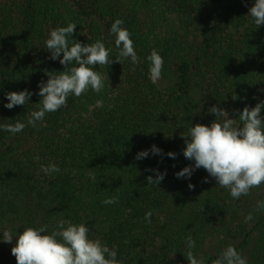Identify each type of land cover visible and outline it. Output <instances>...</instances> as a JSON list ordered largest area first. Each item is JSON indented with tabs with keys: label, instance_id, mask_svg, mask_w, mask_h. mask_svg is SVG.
<instances>
[{
	"label": "trees",
	"instance_id": "16d2710c",
	"mask_svg": "<svg viewBox=\"0 0 264 264\" xmlns=\"http://www.w3.org/2000/svg\"><path fill=\"white\" fill-rule=\"evenodd\" d=\"M253 4L0 0V124L26 122L40 107L37 84L64 71L45 48L51 30L75 23L74 39L101 41L113 59L94 66L104 78L100 93L70 95L65 107L21 133L0 131V233L15 237L45 227L47 235L60 220L84 223L90 239L116 246L122 264H188L187 237L200 259L207 240L222 235L242 256L249 252L247 264H264V208L258 207L264 183L233 199L203 168L190 180L174 175L194 163L182 155L181 135L196 124L209 126L213 105L239 124L240 111L264 101V25L256 27L247 16ZM116 19L131 34L135 65L119 57L110 31ZM153 49L164 59L156 84L147 61ZM24 89L34 93L28 104L3 106L5 93ZM152 145L162 155L135 159ZM49 164L61 171L45 175L41 166ZM149 169L166 171L158 186L147 184L148 176L155 178ZM110 198L116 203H103ZM14 244L0 242V264H16Z\"/></svg>",
	"mask_w": 264,
	"mask_h": 264
},
{
	"label": "clouds",
	"instance_id": "9594fccd",
	"mask_svg": "<svg viewBox=\"0 0 264 264\" xmlns=\"http://www.w3.org/2000/svg\"><path fill=\"white\" fill-rule=\"evenodd\" d=\"M256 27L264 25V0H254L248 15ZM121 19L114 20L111 33L115 34V46L119 49V57L130 59L133 65L137 64L138 56L134 49L131 34L121 25ZM77 25L69 23L65 27L51 30L45 41V48L50 53V59L64 66L62 72L48 73L47 81L37 84L41 97L39 109L30 113L26 122L17 121L14 124H0V131L11 135L21 133L25 127H35L46 114L55 113L66 106L69 96L79 98L91 90L100 93L104 88V78L94 70V66H107L113 63L110 58V49L97 40L94 43L82 44L73 38ZM62 56V58H61ZM117 62L119 60L115 59ZM149 62V79L156 84L162 76L164 59L156 49L147 56ZM58 73V74H53ZM34 93L28 89L19 92H7L4 95L6 109L24 106L29 103ZM237 99V97H235ZM233 99V100H235ZM98 103H100L98 101ZM264 101L256 103L254 107L246 106L239 112L237 119L229 118V113L223 108L213 105L208 111L215 116L209 126L196 124L191 126L187 133L181 135L185 141L182 155L193 161L190 166L184 167L175 173L176 179L190 180L192 174L203 168L208 177L213 178L218 186L227 188L233 199L246 195L248 191L264 183ZM160 156L162 149L152 145L150 149L137 153L135 159L142 160L149 155ZM168 158L175 159L176 154L169 152ZM45 175L59 173L61 169L56 164L41 166ZM155 176L147 177V184L158 186L167 175L158 169H149ZM205 183L208 179L205 178ZM189 188L193 185L189 184ZM106 205L116 203L114 199L103 201ZM258 207L264 208V201ZM152 213L145 214V220L150 221ZM252 217H246L251 220ZM45 227H28L17 233L15 237L10 230L0 233V242L15 244L11 254L16 264H122L117 258L116 246L111 248L99 239L89 238V228L84 224H74L60 220L56 230L45 235ZM187 240L188 264H203L192 249L195 241L189 236ZM213 264H247L244 258L233 246L229 245L221 251Z\"/></svg>",
	"mask_w": 264,
	"mask_h": 264
},
{
	"label": "rangeland",
	"instance_id": "374dc122",
	"mask_svg": "<svg viewBox=\"0 0 264 264\" xmlns=\"http://www.w3.org/2000/svg\"><path fill=\"white\" fill-rule=\"evenodd\" d=\"M261 189H263V188H261ZM263 190H261V191H263ZM243 212H244V210L240 211L239 214L242 215ZM228 243H230V240L228 238H224L222 235L217 236V237H211L210 239L207 240L206 245L203 248L200 260H202L203 264H204L206 259L211 258V257L221 253V251L228 246ZM243 254H244L243 257L246 258V260H247L249 252L245 251Z\"/></svg>",
	"mask_w": 264,
	"mask_h": 264
}]
</instances>
